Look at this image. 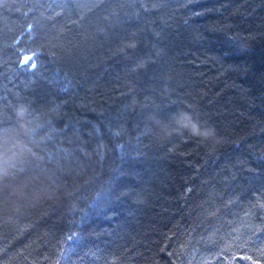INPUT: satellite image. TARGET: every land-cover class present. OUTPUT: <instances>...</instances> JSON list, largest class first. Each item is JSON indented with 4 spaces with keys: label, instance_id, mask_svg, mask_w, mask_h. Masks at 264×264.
<instances>
[{
    "label": "trees",
    "instance_id": "obj_1",
    "mask_svg": "<svg viewBox=\"0 0 264 264\" xmlns=\"http://www.w3.org/2000/svg\"><path fill=\"white\" fill-rule=\"evenodd\" d=\"M0 136V264H264V0H0Z\"/></svg>",
    "mask_w": 264,
    "mask_h": 264
},
{
    "label": "clouds",
    "instance_id": "obj_2",
    "mask_svg": "<svg viewBox=\"0 0 264 264\" xmlns=\"http://www.w3.org/2000/svg\"><path fill=\"white\" fill-rule=\"evenodd\" d=\"M127 47L134 48L135 44H128ZM30 111L29 105L26 103H20L16 107V115L26 116ZM42 127V124L24 120L19 129V134L23 133L26 136L31 137L33 133ZM215 130L212 128L205 129L202 133L197 132L195 134L202 135L205 139L210 138L214 135ZM41 137L40 139H45ZM35 141L32 143L26 142L25 140L19 139V136L15 140H6L0 136V184H3L5 179L14 180L18 173L24 172V165L30 157L35 155L34 148Z\"/></svg>",
    "mask_w": 264,
    "mask_h": 264
}]
</instances>
